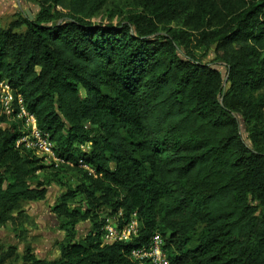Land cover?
Masks as SVG:
<instances>
[{
  "label": "trees",
  "instance_id": "1",
  "mask_svg": "<svg viewBox=\"0 0 264 264\" xmlns=\"http://www.w3.org/2000/svg\"><path fill=\"white\" fill-rule=\"evenodd\" d=\"M107 2L40 0L35 19L0 26L13 96L12 112L0 107V227L45 196L42 157L15 145L19 98L56 167L83 169L87 200L53 208L68 235L58 257L27 251L22 264H140L130 252L155 232L170 264H264V0H140L117 25L91 22ZM118 210L121 223L136 212L139 232L103 244Z\"/></svg>",
  "mask_w": 264,
  "mask_h": 264
},
{
  "label": "rangeland",
  "instance_id": "2",
  "mask_svg": "<svg viewBox=\"0 0 264 264\" xmlns=\"http://www.w3.org/2000/svg\"><path fill=\"white\" fill-rule=\"evenodd\" d=\"M140 8V0H108L89 19L96 24L117 25L129 13ZM52 10L55 12L63 9L54 5ZM39 11L40 0H0V26H8L20 13L35 19ZM160 34H163V30ZM212 59L214 54L209 53L204 61L225 74V65L221 61L211 63ZM240 126L242 138L248 140L243 120H240ZM42 164L44 167L37 171V182L45 189V196L41 200L23 201L20 211L13 213V220L0 227V264H22L23 255L27 251L42 259L58 257L60 246L68 240V235L64 221L53 208L62 201L71 209H82L86 204L87 200L79 188L84 179L82 168L73 162L56 167L44 158ZM70 192L72 195H68ZM91 226L92 222L87 218L77 222L75 227L78 235L83 236Z\"/></svg>",
  "mask_w": 264,
  "mask_h": 264
},
{
  "label": "built area",
  "instance_id": "3",
  "mask_svg": "<svg viewBox=\"0 0 264 264\" xmlns=\"http://www.w3.org/2000/svg\"><path fill=\"white\" fill-rule=\"evenodd\" d=\"M17 105L18 112L16 117L22 121V133L17 138L15 145L17 147L22 145L27 149H31L36 155L41 156L45 161L51 162L55 166L64 163L62 158L56 156L53 141L46 133L38 129L34 115L26 109L20 98L17 100ZM0 107L6 114L13 111V96L9 85L5 81H0ZM85 146L81 145L82 148ZM84 167L89 168L87 166ZM123 219L121 210L106 214L103 217V244L115 241H129L137 236L140 229V221L136 212L130 214L128 219L121 223ZM164 244L162 235L155 232L147 243L134 247L130 252V257L140 264H170Z\"/></svg>",
  "mask_w": 264,
  "mask_h": 264
}]
</instances>
